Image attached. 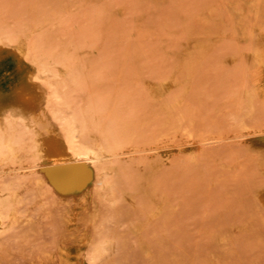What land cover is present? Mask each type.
<instances>
[{
    "label": "rangeland",
    "instance_id": "1",
    "mask_svg": "<svg viewBox=\"0 0 264 264\" xmlns=\"http://www.w3.org/2000/svg\"><path fill=\"white\" fill-rule=\"evenodd\" d=\"M2 29V96L26 46L67 63L73 107L114 104L123 140L99 169L0 161V264H264V0H0ZM100 231L114 254L92 260Z\"/></svg>",
    "mask_w": 264,
    "mask_h": 264
},
{
    "label": "bare ground",
    "instance_id": "2",
    "mask_svg": "<svg viewBox=\"0 0 264 264\" xmlns=\"http://www.w3.org/2000/svg\"><path fill=\"white\" fill-rule=\"evenodd\" d=\"M6 30L8 31V29ZM29 30L32 31L33 28ZM13 39L8 32L4 30L0 31V71L7 72L3 67L4 50H9L6 48L5 42H15ZM11 52L17 60L16 69L21 70L25 67L26 73L24 74V78L13 87L12 93L9 96H2L0 94V161L12 160L22 155L29 157L34 167L38 166L39 162H44L49 170L57 173L70 166H79L85 169H91V167L99 169L100 166L102 167V165L98 166V164L102 162L107 154L116 153L115 149L118 146L116 143L121 139L118 136L119 133H122L119 132L120 129L115 125L121 118L117 119L119 116H116L114 118L117 121L115 123L112 122L111 104L109 105L104 100H102V104L100 101L98 104L99 95L97 96L98 99L95 97L97 99L96 103H92L96 101L92 97V100H94L89 103L90 105L88 104L89 107L87 106V108L83 109L79 105L78 107L81 109L73 107L71 103L74 102L70 103L67 94L69 90L71 92L74 91L76 88L72 87L79 84L80 81L75 78L76 76L61 75L60 70H66L68 68L67 63L62 62L60 65H55L46 62L40 59L38 54L30 55L28 48L23 45H18L14 49H11ZM27 60H30V64L26 66L25 61ZM77 86L79 90L80 86ZM87 87L85 86V88ZM85 88L84 90H86ZM90 88L95 90L92 85ZM93 92L95 93V91ZM90 93L86 95L88 100H85L87 99L85 98L84 101L88 102L90 100ZM106 94L109 97V92ZM113 100L111 99L110 103ZM112 105L114 106V104ZM114 108L116 109L115 106ZM42 113L46 117L47 122L41 127L35 123L34 118ZM112 113L114 114V112ZM131 122L129 125H131ZM126 123L123 122L119 126L123 131L126 130V126H129ZM130 128L127 129V132ZM24 133H30L29 137L25 138L23 136ZM96 178V183L101 185L99 186L100 189H106L105 187L111 181L110 179L107 181L105 177L100 175ZM104 193L103 197L106 194ZM112 197H116L115 194ZM13 210L14 201L10 190L8 188L3 189L0 194V220L2 222L8 220ZM102 224H98L99 230H101L100 226ZM112 236L107 232L100 231L97 238L90 241L89 257L92 260H100L110 253H112L110 255L114 254V251L112 252L114 250ZM108 257L112 258V256Z\"/></svg>",
    "mask_w": 264,
    "mask_h": 264
}]
</instances>
